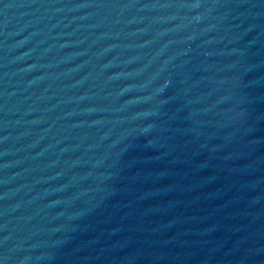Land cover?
<instances>
[{"label":"water","instance_id":"1","mask_svg":"<svg viewBox=\"0 0 264 264\" xmlns=\"http://www.w3.org/2000/svg\"><path fill=\"white\" fill-rule=\"evenodd\" d=\"M0 264H264V0H0Z\"/></svg>","mask_w":264,"mask_h":264}]
</instances>
